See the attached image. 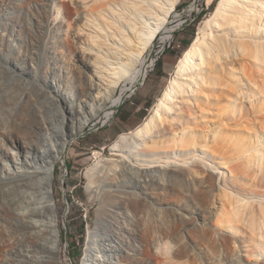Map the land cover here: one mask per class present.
<instances>
[{
	"label": "bare ground",
	"instance_id": "1",
	"mask_svg": "<svg viewBox=\"0 0 264 264\" xmlns=\"http://www.w3.org/2000/svg\"><path fill=\"white\" fill-rule=\"evenodd\" d=\"M180 1H37L35 29L23 17L3 14L0 68L7 82L0 86V221L12 220L38 240L33 248L41 249L38 257L50 260L47 264L57 262L60 251L47 244L58 236L57 160L90 122L109 119L145 77L152 46L175 30ZM65 41L69 76L62 75ZM45 46L53 54L47 62L53 61L61 77L38 73L34 53ZM111 149L122 152L120 166L115 160L97 162L88 170V189L103 206L95 227L100 235L90 242L92 247L97 241L98 259L118 257L129 243L113 204L139 191L117 186L123 166L141 194L160 199L161 192L179 189L190 202L184 214L191 224L193 219L192 228L200 226L215 243L205 259L194 262L190 252L174 251L168 235H155L159 218L143 207L147 212L126 229L134 239L142 235L157 264H264V0H218L152 112L120 133ZM93 258L90 249L86 259L94 264Z\"/></svg>",
	"mask_w": 264,
	"mask_h": 264
},
{
	"label": "rangeland",
	"instance_id": "2",
	"mask_svg": "<svg viewBox=\"0 0 264 264\" xmlns=\"http://www.w3.org/2000/svg\"><path fill=\"white\" fill-rule=\"evenodd\" d=\"M37 1L51 0H0V28L6 21L3 14L7 12L10 15L23 17L28 25L35 29L32 18ZM217 3L218 0H181L175 12V14L180 15L178 17L180 20H177L178 18L173 20L172 25L175 27V30L169 39L159 40L152 46L150 55L153 61L148 65L145 77L113 109V113L109 119L102 120L98 118L90 122L85 130L71 141L65 153L57 160L53 179V197L56 204L55 229L58 231V236L52 235L47 243L49 245L54 244V246H59L60 248L56 256L59 262L55 261L56 264H91L86 259L90 249L92 257L94 256V264H157L153 252L151 251L150 253L151 247H145L142 235L134 239L132 232L126 229L127 223L129 224L130 221L135 223L138 215L143 214L146 208L150 214L155 212V216L159 218L160 223L157 225L160 228L157 226H154L157 229L152 228L155 230V235H161L159 236L160 239L164 234L165 237L168 235L167 239L172 244L174 243L173 247L176 253L190 252V260L195 262L198 258L200 262L201 257L203 260L205 253L207 254L210 250H214L215 243L211 241L209 236L202 231L200 226H193V229V219L191 220V224L189 219L186 218L184 214L186 210L184 208L190 202L183 196V193L179 189L170 193L165 190V192H161L160 199L141 194L139 188L132 187L134 180L130 177L126 168L123 166L119 168L121 164L119 161L123 157L122 152L113 151L111 145L120 133L133 130L152 112L153 106L175 74L176 65L181 56L200 31L203 21L215 9ZM15 27L17 30L19 26L15 25ZM19 35L20 31H18L16 36L17 42ZM38 37L39 35H36L33 38L36 39ZM48 37L44 38L47 39ZM35 39H33V42H35ZM16 46L20 49V43ZM69 50V44L65 41L60 48L64 57L68 58V60L61 62L64 65L62 67L65 69L62 71V75L64 76H69V74H66L70 64ZM21 52L18 50V53L21 54ZM50 55L53 54L48 46L39 47L38 50H35L34 59L37 61L36 67L38 73L42 75V78L51 75L61 77V70L54 72L53 65L55 64L53 61L47 62V57ZM3 56L7 57V55ZM16 57L20 58L19 54ZM4 74L0 68V86H3L2 84H6L7 82ZM1 93L3 92L0 91ZM114 160L116 163L118 162L119 172L125 174V176L118 174L117 178L119 176L122 178H116L119 181L117 186L125 190L135 189L139 192L136 193V198H128L124 195L123 197L118 196L119 200L113 204L114 209L121 214L118 218L120 226L122 225L120 228H125L121 233H124L125 237L130 239L127 247L120 249L122 251L118 257L116 255L112 256L105 263L98 259L96 255L99 251L96 246L97 241L92 244V247L90 243L93 238L100 235L97 229L95 230V227L97 223V210L102 204L100 202L101 199L99 197L94 198L95 195L88 189L90 184L88 170L97 162L107 165V163H113ZM122 168H124L125 172L122 171ZM139 194L140 196H138ZM201 194L199 195L200 197L202 196ZM208 197L203 201L209 203L210 198ZM126 203L129 205L127 206ZM125 206L130 210L129 217L125 214L126 210L123 208ZM170 206L172 208H169ZM143 207L145 208L143 209ZM195 220L197 221V219ZM141 231L142 229L137 232L144 236L143 231L142 233ZM37 241L29 237V235L27 236V234L25 235L24 232L17 230L12 220L7 222L0 221V263L13 264L17 260H22L26 264L31 259L39 262V264L41 262L42 264L49 263L50 260L43 258L42 261L40 259L42 254L41 249L36 250L33 248V244ZM55 262L52 261L54 264Z\"/></svg>",
	"mask_w": 264,
	"mask_h": 264
}]
</instances>
